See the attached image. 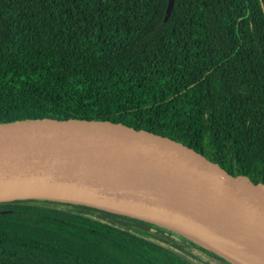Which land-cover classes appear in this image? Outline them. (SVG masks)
Returning a JSON list of instances; mask_svg holds the SVG:
<instances>
[{
	"label": "trees",
	"instance_id": "1",
	"mask_svg": "<svg viewBox=\"0 0 264 264\" xmlns=\"http://www.w3.org/2000/svg\"><path fill=\"white\" fill-rule=\"evenodd\" d=\"M169 2L0 0V123L120 122L264 184V0ZM199 252L229 264L133 215L0 201V264H210Z\"/></svg>",
	"mask_w": 264,
	"mask_h": 264
},
{
	"label": "water",
	"instance_id": "2",
	"mask_svg": "<svg viewBox=\"0 0 264 264\" xmlns=\"http://www.w3.org/2000/svg\"><path fill=\"white\" fill-rule=\"evenodd\" d=\"M82 154L119 161L177 191L187 200L177 203V208L184 215H200L243 262L194 236L188 237V230L178 222L181 218L170 212L166 213L171 226L150 221L186 236L229 264H264L262 182L232 173L184 143L120 122L28 118L0 123V201L57 199L103 208L99 206L104 205L102 202L81 195L97 178L99 162L73 182L56 180L45 172L56 158Z\"/></svg>",
	"mask_w": 264,
	"mask_h": 264
},
{
	"label": "bare ground",
	"instance_id": "3",
	"mask_svg": "<svg viewBox=\"0 0 264 264\" xmlns=\"http://www.w3.org/2000/svg\"><path fill=\"white\" fill-rule=\"evenodd\" d=\"M97 162L100 163L98 176L81 195L109 207L134 209L152 217L160 215L156 211L159 207L163 212L185 219L188 227L200 235L205 244L221 249L243 262L233 247L200 215H184L177 208V203L187 202L183 196L129 165L109 158L99 159L97 156L82 154L68 159L56 158L45 168V172L56 180L73 182L83 177Z\"/></svg>",
	"mask_w": 264,
	"mask_h": 264
},
{
	"label": "rangeland",
	"instance_id": "4",
	"mask_svg": "<svg viewBox=\"0 0 264 264\" xmlns=\"http://www.w3.org/2000/svg\"><path fill=\"white\" fill-rule=\"evenodd\" d=\"M22 69L23 70H33L32 68H30V67H25L24 65H22ZM100 207H103V208H106V209H109V210H113V211H118V212H123V213H127V214H130V215H134V216H137V217H139V218H141V219H145V220H154V221H157V222H162V223H165V224H167L168 226H171L168 222H170L171 221V218L169 217V215H168V213H166V211L165 212H163L162 210H160L159 209V207L157 208V212L160 214V215H158V216H154V217H152V216H149L148 214H143V213H139L138 211H136V210H134V209H132V210H127V209H119V208H121V207H119V206H112V207H109V206H105V205H99ZM178 222H180L181 223V225L183 226V228L185 229V230H188L187 232H186V234L188 235V237H192V236H194L196 239H198V240H201V236L200 235H198L197 233H195V231H193L192 229H190L189 227H188V223H187V221H184V220H182V219H180V220H178ZM174 226V225H173ZM175 227V226H174ZM183 229V230H184ZM180 230H182L181 228H180ZM185 232V231H184ZM186 234H184V235H186ZM215 255H216V253H215ZM218 256V255H217ZM199 257L201 258V260H204V261H207L208 263H210V264H221V263H217V261H215L214 259H213V257H210L208 254H204V253H202V252H199ZM221 258V257H220ZM224 260V259H223Z\"/></svg>",
	"mask_w": 264,
	"mask_h": 264
}]
</instances>
